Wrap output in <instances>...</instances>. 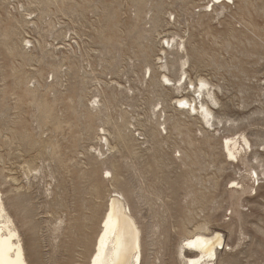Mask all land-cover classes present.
<instances>
[{
  "label": "rangeland",
  "instance_id": "obj_1",
  "mask_svg": "<svg viewBox=\"0 0 264 264\" xmlns=\"http://www.w3.org/2000/svg\"><path fill=\"white\" fill-rule=\"evenodd\" d=\"M233 1L212 12L213 0H0V190L30 264H81L67 227L94 205L96 237L115 191L143 230V264H180L182 237L203 224L228 244L217 264H264V175L255 195L248 161H226L222 149L247 136L264 150V0ZM174 36L191 79L216 89V132L179 115L177 94L145 74H159L162 44ZM160 104L169 138L118 146L117 124L150 139ZM234 181L250 188L239 200Z\"/></svg>",
  "mask_w": 264,
  "mask_h": 264
},
{
  "label": "bare ground",
  "instance_id": "obj_2",
  "mask_svg": "<svg viewBox=\"0 0 264 264\" xmlns=\"http://www.w3.org/2000/svg\"><path fill=\"white\" fill-rule=\"evenodd\" d=\"M213 1H215V4L212 5V12L216 11V4H219L220 7H222V11L225 6L229 5L228 2L234 4L233 0ZM210 2H212V0H210ZM208 11H210V8ZM164 41H166L167 46L162 44L160 52L162 55H165L166 61H163V56L158 58L160 62H158L159 66L156 65L158 66L156 70L159 74L155 73L152 66H147L145 74L148 75L151 80H154L157 77L158 83L162 87L167 90H172L174 94H177L175 101L176 104L180 105V108L176 107L175 110L179 115L187 113L196 121L201 120L204 130L208 128L213 129V131L216 132L217 128L215 126L221 124L222 121L218 120L213 108V106H220L215 87L205 78L199 77L197 81L191 79L188 72L189 59L186 58L185 55L187 49L182 38H179L178 41L174 36L173 39L169 38ZM169 48H171V53L168 52ZM170 55H177V59L170 63L168 61V56ZM172 58L170 59L172 60ZM171 67L175 68L178 73L175 79L166 73ZM152 115L159 117L160 129L155 128L152 130L151 140H146L145 138L137 140L135 137L136 132H132L131 130L129 131V134L122 133L119 124H117L118 126H116L114 130H117L116 138L118 146L126 141H132L139 147L151 141H157L160 143V141H165L169 138L167 122L171 120V117L167 114L164 106L162 105L161 108L154 111ZM183 125H185L184 122L177 121L176 127L180 130ZM162 126L164 127L161 129ZM161 130L166 132L167 137L164 138L162 136ZM101 131L103 132V136L99 140L101 143L105 141V143L103 142V147H106L107 151L112 153L115 147L111 145L107 138L106 130L101 129ZM140 140L142 142H140ZM222 149L226 161H230L231 163H245L248 161L250 169L248 170V175L245 176L244 179L249 178L254 182L258 189L255 190V186H253L252 189L255 190V195H257L258 190L263 188L259 182L261 175H264V170L259 173L260 170L258 171V169L264 168V150L254 152L253 144L247 136L226 138L225 142L222 144ZM98 152L101 156L106 154L102 149ZM248 153L253 155L251 160L246 159ZM254 163L258 165L257 168L253 167L255 165ZM29 167L30 166L28 165V169H30ZM30 171L34 172L33 170H28L29 173ZM108 173L110 174L111 172ZM14 180L15 179L12 181ZM232 184V198H234V196L236 199L241 198L243 195L247 194L250 189L237 181H234ZM115 193L114 196H111L106 213L101 222L99 233L96 237V232H94V220L99 216V213L97 212V207H94V205H88L85 208V211H87L86 213H81L78 217L74 218L77 224L67 227L70 231H73V233H71L72 237H76L70 252L71 254L79 253L82 257L81 264H86L85 260L91 253V246L89 244L93 239H95L94 249L92 248V255L88 264H143V230L139 225L137 218L133 215L125 196L119 191H115ZM92 194L95 195V193ZM4 198L3 192L0 190V264H30L26 255L21 233L8 211ZM63 223L64 222L61 221V224L57 226L54 231H60ZM255 225L257 224L255 223ZM196 226L197 227H195L194 231L187 232L188 234L182 237V244L175 251L176 261L180 264H217L220 252L223 250L225 251L228 247L224 235L217 231L210 232L206 227L207 225L205 226L204 224ZM88 245L90 248H88ZM78 248L85 249L86 251L78 252ZM235 256L237 255H234L233 257ZM237 258L239 257L237 256ZM225 262L227 264H235L232 261V257L231 259L228 258L225 260ZM71 264H76L74 257L71 259Z\"/></svg>",
  "mask_w": 264,
  "mask_h": 264
}]
</instances>
